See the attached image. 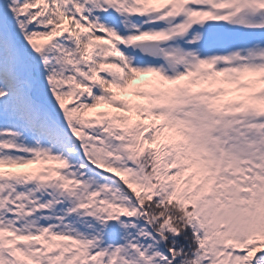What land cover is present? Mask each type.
I'll return each mask as SVG.
<instances>
[{
  "label": "snow or ice",
  "instance_id": "6c2138e0",
  "mask_svg": "<svg viewBox=\"0 0 264 264\" xmlns=\"http://www.w3.org/2000/svg\"><path fill=\"white\" fill-rule=\"evenodd\" d=\"M0 264H264V0H0Z\"/></svg>",
  "mask_w": 264,
  "mask_h": 264
}]
</instances>
